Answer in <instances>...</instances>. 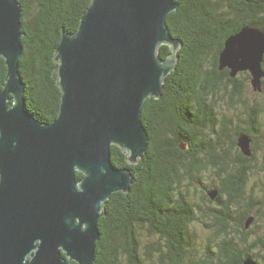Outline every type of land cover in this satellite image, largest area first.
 <instances>
[{
    "label": "trees",
    "instance_id": "obj_1",
    "mask_svg": "<svg viewBox=\"0 0 264 264\" xmlns=\"http://www.w3.org/2000/svg\"><path fill=\"white\" fill-rule=\"evenodd\" d=\"M17 1L22 6L19 67L26 106L38 120L50 121L58 113L61 96L53 77L58 65L54 50L62 30L76 31L91 0ZM175 2L177 8L167 14L166 25L182 42L179 59L163 81L161 96L148 97L143 104L141 120L148 145L138 162L128 163L126 153L111 145L112 162L129 167L133 179L127 193L113 192L106 199L92 264H120V258L125 264H242L245 257L264 264L255 253L264 251V237L252 228L246 232L244 224L250 216L264 218V200L253 196L257 191L264 198L263 108L257 98H264V77L261 91H255L248 71L232 77L228 67H219L229 36L243 26L264 30V0ZM158 53L167 57L169 46L161 44ZM5 77V59L0 56V87ZM180 106L181 115L192 117L190 122L180 119ZM240 134L251 140L249 156L237 144ZM76 176L82 174L77 171ZM191 187L200 190V201L193 198ZM210 190L217 191L218 205L240 208L241 218L235 226L225 217L221 218L225 225L220 220L210 222L215 234L205 235L203 242L211 247L204 259L198 246L204 244L193 223L203 224L207 216L214 219L215 210L208 206L195 213L193 203H212ZM216 246L220 253L213 256Z\"/></svg>",
    "mask_w": 264,
    "mask_h": 264
},
{
    "label": "water",
    "instance_id": "obj_2",
    "mask_svg": "<svg viewBox=\"0 0 264 264\" xmlns=\"http://www.w3.org/2000/svg\"><path fill=\"white\" fill-rule=\"evenodd\" d=\"M176 8L175 0H91L76 31L62 30L53 55L59 109L40 121L27 109L19 67L22 6L0 0V264L94 262L106 199L127 193L133 179L129 167L112 162L111 145L131 164L146 150L143 104L161 96L182 46L166 25ZM161 44L169 46L165 58ZM263 60L264 30L243 26L225 40L219 67L232 77L248 71L261 91ZM237 144L251 155L246 134ZM207 193L214 198L217 191ZM242 264L259 263L245 257Z\"/></svg>",
    "mask_w": 264,
    "mask_h": 264
},
{
    "label": "flooded vegetation",
    "instance_id": "obj_3",
    "mask_svg": "<svg viewBox=\"0 0 264 264\" xmlns=\"http://www.w3.org/2000/svg\"><path fill=\"white\" fill-rule=\"evenodd\" d=\"M192 108H194V106H192ZM243 108V107H242ZM242 108H240V106L238 107V111L239 112H242L243 110H242ZM183 106H180L179 107V109H178V113H179V115H181V114H183ZM237 112V111H236ZM229 113V112H228ZM228 113H226L227 115H228ZM229 116H231V115H229ZM241 120H242V116L241 115H239L238 116ZM191 116L190 117H188V116H184V115H181V118L180 119H182V121H183V123H188V122H190V120H191ZM251 141V140H250ZM185 147V144L183 145V148ZM250 150H251V147H250ZM251 154H252V152H251ZM212 203H208L207 202V204H203V206L202 205H195L194 203H193V207L195 208V213L198 211V213L200 212V209L199 208H202L203 210H206V208H208V206H209V208H210V206H212V207H214L213 209L215 210V217H214V219H212V218H210V216L208 217H206L205 219H204V222H203V224L201 223V221L200 222H198V223H196V224H200L201 225V229H202V231L205 233V235L206 234H215V231H214V233L212 232V230H211V228L209 227V224H210V222L212 221V220H217V221H221L222 219L221 218H223V217H225V218H229V220H230V222H229V225L230 226H235L236 224H238V223H240L239 221H240V218H241V216H240V214H241V209L240 208H238V207H236V206H230L229 208H225L224 206H222V205H218L217 204V202H216V200H215V198L214 199H212ZM201 203V202H200ZM208 208V209H209ZM218 214H220V217L218 216ZM225 218L223 219V221H221V223L223 224V225H225V223H226V221H225ZM245 221H246V219H245ZM252 221H253V217H252ZM194 224V225H193ZM192 225L193 226H196L195 225V223H193ZM245 224V223H244ZM206 226V227H205ZM208 226V227H207ZM249 227V228H248ZM248 227H246L247 229H246V232H248L249 231V229L250 228H252V226H248ZM195 229H196V227H195ZM253 244V246H254V241L252 242ZM202 244H204L203 246L200 244V245H198L199 246V248H200V250H201V255L203 256L202 258H206L207 257V252H206V249L208 248H210L211 247V244H209V243H207V242H203ZM214 251H213V256H217L219 253H220V251H219V249H218V246H216L215 247V249H213ZM224 251V250H223ZM207 254V255H206ZM237 254V253H236ZM239 257H241V258H244V256H243V254H241V253H238L237 254ZM210 257V256H209ZM217 260V259H216Z\"/></svg>",
    "mask_w": 264,
    "mask_h": 264
},
{
    "label": "rangeland",
    "instance_id": "obj_4",
    "mask_svg": "<svg viewBox=\"0 0 264 264\" xmlns=\"http://www.w3.org/2000/svg\"><path fill=\"white\" fill-rule=\"evenodd\" d=\"M251 96H252V94L249 95L250 98H251ZM257 98L260 101L261 106L263 108V112L261 113V116H260V118H261L260 121L264 124V98H263L262 95L261 96H257ZM259 176H261V175H259ZM204 177L205 176H203V180H205ZM255 177H256V175H255ZM261 178L264 180V177L261 176ZM248 186H250V183H248ZM199 188L202 189V187H199ZM199 192H200V190H197V189L191 187V194H193V198L196 199L197 201L201 200V193H199ZM256 193L257 194L253 195L255 198H257L260 201L264 200V198H262V197L260 198V196H259L257 191H256ZM249 225L252 226V229L255 230L257 235H259L261 238L264 237V218H259L257 220H253V221H251V223ZM201 228L202 227H201L200 224H196V230L199 233L198 237L202 239V240L199 241L200 243L203 242L204 239H205V233L202 231ZM255 253H257V256L261 259L260 263L264 262V251L260 250V251H257ZM119 263L120 264H125V259L120 258Z\"/></svg>",
    "mask_w": 264,
    "mask_h": 264
}]
</instances>
